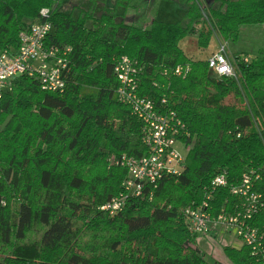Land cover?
<instances>
[{
  "label": "trees",
  "instance_id": "1",
  "mask_svg": "<svg viewBox=\"0 0 264 264\" xmlns=\"http://www.w3.org/2000/svg\"><path fill=\"white\" fill-rule=\"evenodd\" d=\"M55 4L0 0V51L18 47L26 18L44 20V7L52 8L48 44L71 47L62 91L44 90L23 74L0 99V264H214L190 245L198 236L184 208L200 203L222 170L230 183L252 168L264 174V48L255 57L236 55L249 59L236 63L239 82L210 76L208 59L188 57L179 43L200 23L202 47L210 25L237 41L241 25L264 24V0H221L207 19L201 0H187L185 25L154 20L149 28L111 13L74 17ZM122 55L143 66L139 94L157 103L166 97L184 121L190 148L181 173L147 186L111 216L99 207L119 193L127 170L108 168V154L148 151L142 121L116 94L113 66ZM188 63L185 77L163 72ZM226 200L238 198L218 189L215 215ZM224 252L233 264H253L246 245L228 244Z\"/></svg>",
  "mask_w": 264,
  "mask_h": 264
},
{
  "label": "built area",
  "instance_id": "2",
  "mask_svg": "<svg viewBox=\"0 0 264 264\" xmlns=\"http://www.w3.org/2000/svg\"><path fill=\"white\" fill-rule=\"evenodd\" d=\"M52 8L40 10L44 20L33 21L19 33V45L0 51V99L11 89L14 78L27 74L39 79L47 91H62L66 86L64 71L68 66L71 47L48 44L53 32L49 20ZM245 61L248 57L244 58ZM210 71L217 77H231L238 80L235 65L227 54L226 44L208 58ZM191 69L190 64L165 67L164 74L185 77ZM143 66L137 59L122 55L113 66L119 80L116 90L118 99L131 106L133 114L142 121V140L148 151L139 156L122 154L117 156V165L128 169V176L122 182V191L111 197L99 208L111 216L123 210L131 197L141 196L147 186L156 187L159 180L167 174H179L186 165V156L177 149L178 142L187 148L190 132L178 113L166 104V97L157 103L139 94L140 75ZM264 174L257 169H249L233 183L228 180L226 170L218 172L210 184L204 187L203 200L184 208L190 231L198 237L209 234L218 235L220 228L235 229L242 245L250 247L253 264H264ZM220 188H227L232 196L238 198L230 204L228 200L215 215L214 200ZM228 203V204H227ZM227 204V205H226ZM259 217L260 225L253 222Z\"/></svg>",
  "mask_w": 264,
  "mask_h": 264
},
{
  "label": "rangeland",
  "instance_id": "3",
  "mask_svg": "<svg viewBox=\"0 0 264 264\" xmlns=\"http://www.w3.org/2000/svg\"><path fill=\"white\" fill-rule=\"evenodd\" d=\"M220 2L221 0H201L203 14H205L203 18L207 19L205 16H208L210 6L216 7ZM55 6L59 11L72 13L74 17H77L82 10H90L96 17L102 13H111L116 16V20L118 21L124 20L127 23L144 28L151 27L154 20L170 22L182 20L183 25L188 22V19H182L188 9L187 0H56ZM33 21L35 20L26 18L24 28ZM87 25L91 26L92 22L88 21ZM210 26L211 28H215L207 46L202 47L198 42L199 30L202 27V23L196 24L193 32L183 38L179 45L184 53L192 59H208L214 52L220 49L221 44L225 43L227 54L235 65L238 81L240 82L241 79L236 63L240 60L245 61L244 58L247 56L239 59L236 58V55L239 53H247L251 57L258 55L259 49L264 48V24L241 25L237 41H233L232 39L225 40L221 37L215 25L213 27L212 25ZM209 74L212 77H216L210 71V68ZM176 147L183 156H187V148L183 142H178ZM115 158V154H108L106 159L109 163L108 168L119 166L115 162ZM126 170L128 176V169ZM121 191L122 188L119 193ZM228 244L236 247L242 245V241L238 238L235 229L226 232L224 228H220L218 235L199 236L195 241L192 240L190 242L193 248L198 249L204 258L214 264H233L224 252V246Z\"/></svg>",
  "mask_w": 264,
  "mask_h": 264
},
{
  "label": "bare ground",
  "instance_id": "4",
  "mask_svg": "<svg viewBox=\"0 0 264 264\" xmlns=\"http://www.w3.org/2000/svg\"><path fill=\"white\" fill-rule=\"evenodd\" d=\"M247 246V245H246ZM249 247V246H248Z\"/></svg>",
  "mask_w": 264,
  "mask_h": 264
}]
</instances>
